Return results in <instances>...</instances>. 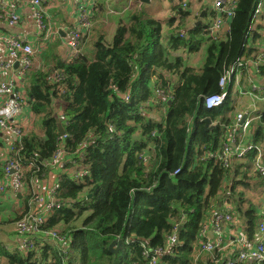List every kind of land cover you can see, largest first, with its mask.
Masks as SVG:
<instances>
[{
  "label": "trees",
  "instance_id": "trees-1",
  "mask_svg": "<svg viewBox=\"0 0 264 264\" xmlns=\"http://www.w3.org/2000/svg\"><path fill=\"white\" fill-rule=\"evenodd\" d=\"M258 1L236 0L225 39L207 37L208 26L201 24L187 35L171 36L165 47L161 23L133 13V25L120 26L112 40L100 36L92 42L88 33L75 57H63L60 40L42 50L39 66L23 78L34 129H23L14 153L27 188L33 179H48L47 164L61 148L86 172L78 179L73 172L56 174V197L65 205L44 226L70 237L77 260L64 261L44 247L28 253L6 249L0 238V264H150L159 249L165 252L160 264H226L225 251L202 247L207 242L202 229L217 212L233 214L247 243L259 240L264 199L250 196L259 186L264 195V179L252 169L259 150L264 153V109L254 121V149L225 167L218 157L237 110L231 86L221 107L207 109L202 99L220 93L219 81L240 58L259 53L258 30L248 46ZM188 16L181 12L179 26ZM204 44L205 63L197 69L171 62L172 51L194 53ZM242 69L240 84L246 89H238L237 96L251 92L245 83L251 65ZM259 71L264 77V67ZM205 119L217 127L206 130ZM4 167L0 164V178ZM30 192L18 219L32 208ZM5 224L15 225L12 220L0 227ZM174 234L178 243L167 252ZM114 240L123 242L118 254L109 249Z\"/></svg>",
  "mask_w": 264,
  "mask_h": 264
},
{
  "label": "built area",
  "instance_id": "built-area-1",
  "mask_svg": "<svg viewBox=\"0 0 264 264\" xmlns=\"http://www.w3.org/2000/svg\"><path fill=\"white\" fill-rule=\"evenodd\" d=\"M10 5L11 13L8 18L9 25L14 26L20 22V15L17 12V4L15 0ZM84 2L82 15V26L76 30H72L69 33V38L66 44L67 54L66 57L72 58L79 54L81 51V45L85 36L89 32L91 18L87 14L88 6L87 0H79ZM32 9V14L35 19V23L39 33L42 35L43 42H48L52 37V30L45 23L46 12L44 8L43 0H27ZM8 3V0H0V13L4 6ZM236 6V0H215L214 11L216 16L206 29L207 37L212 39L221 38L226 31L230 19L234 15ZM264 11V0H259L253 15V22L257 20ZM1 16V15H0ZM0 49H5L8 53L10 61L7 63L0 62V69L5 71L12 70L16 63H19V73L24 78L26 73L33 67L34 57L36 50L25 39L17 36L0 35ZM259 53V56L254 59L240 58L234 66L221 78L219 81L220 93L203 97V102L207 109H214L222 106L227 100L228 84L232 78L240 73L244 68L245 63L251 65V71L259 76L260 67H264V47ZM254 60V61H250ZM17 83L14 81L0 83V94L6 96V100L2 102L0 106V130L10 133L15 138L14 146L20 142L22 129L18 124V117L23 112V106L25 105L24 99H21L17 93ZM259 87V86H258ZM253 89L257 87L254 85ZM160 95V92L157 93ZM255 120V116L252 112L249 114L242 113L236 116L237 128L233 130L228 140L219 154V159L223 161L225 167H228L234 159H242L247 156L253 149L254 145L251 141H247L249 130L252 127V123ZM12 145V150L14 149ZM65 154V152H64ZM61 153L56 154V160L60 157ZM66 155V154H65ZM65 158V156L63 157ZM58 165H64V161H59ZM69 164L72 169V177L79 178V176L86 175V172L82 171V166L78 163L77 159H69ZM32 165V163H31ZM49 165V164H47ZM23 165L20 164L18 159L10 158L5 164V176L6 181L11 182V186L8 189L18 191L22 188H27L23 183ZM253 171L259 175L261 179H264V153L259 150L257 157L254 159ZM58 181V180H57ZM43 182L40 179H33L30 182L31 194H33L32 208L23 217L15 223V236L19 239L17 249L22 253H28L36 247L47 246L49 243L57 245V247L64 248V252L71 251L68 241L70 237L63 235L58 229H45L44 226L48 223L49 217L53 215L54 211L61 209L65 205V201L58 200L57 190L59 184L55 183L47 190H43L41 193ZM8 185L2 188L4 192ZM230 210V209H229ZM264 214V213H263ZM236 219L233 214L230 213H215L212 218L204 225L201 237L207 239V242L202 246L207 252L214 250L225 251L233 246H238L236 256L229 255L226 264H235L238 262L248 263H262L264 261V221L260 223L258 227L259 240L254 244L247 243L241 238V233L235 236L234 232H238V225H236ZM212 227L210 230L209 225ZM211 235H214L211 238ZM243 237V236H242ZM169 245L167 252L178 243L177 235L174 234L169 238ZM161 249L154 251L150 264H160L158 257L162 255ZM145 256L149 257L148 251L145 252Z\"/></svg>",
  "mask_w": 264,
  "mask_h": 264
},
{
  "label": "crops",
  "instance_id": "crops-1",
  "mask_svg": "<svg viewBox=\"0 0 264 264\" xmlns=\"http://www.w3.org/2000/svg\"><path fill=\"white\" fill-rule=\"evenodd\" d=\"M15 1L17 4V12L21 17L20 22L14 26L9 25L8 18L11 13L10 5L13 1L8 0V3L4 6L0 13V35L2 34L7 36H17L25 39L29 44H31L36 50V55L34 57L33 63V65L35 66H39L40 54L42 53V50H45L47 47L59 40L61 41L59 52H61L63 57L66 56L68 52L66 44L69 38V33L72 30L80 28L83 23L82 15L84 7H82V4H84V2H81L79 0H43L46 12L45 23L52 30L51 39L48 42L44 43L42 35L37 29L30 4H28L27 0ZM161 2L162 8L159 11L160 13L150 15L149 10L155 7L152 8L151 6H148L149 4H141L136 0H87V3L90 5L86 7L87 11L89 12L87 14V17H89V22L90 18L92 20L88 32L89 36H91V33L94 30L93 34H99V37L106 36L108 40H112V38L115 36L117 29L120 26L123 25L125 27H131L133 25V22L131 20V15L133 13H144L145 16L161 23L162 34L163 36L165 35V39L166 41H168L170 36L177 35L178 33L187 35V30L192 29L196 26H200V22L204 25L209 26L210 23L213 21L214 17L216 16L215 11L213 10V2H215V0H161ZM181 2H187L190 8L188 11L190 13V16L185 18L184 23L187 24L186 29H182L180 28L181 26H179V23L181 21V12L184 11L182 8H180ZM205 5H209L208 8H206ZM101 16L107 19V24L106 21L101 20ZM261 17L262 19H264V11ZM205 19H208V21ZM259 33L261 34V32ZM93 36L94 35H92V37ZM224 37L225 36H222L220 39H225ZM259 40L260 42H258ZM256 44H258V51L259 53H261V50L264 47L263 34H261V38L257 40ZM250 45L251 43H249V47ZM206 50L207 45H202L198 51L194 52V54H191L194 58V62L192 64L187 65L192 66L196 69L198 64L199 66H202L205 63ZM179 52L181 54L186 51L182 49L179 50ZM259 53L255 54L251 58L258 57ZM9 61L10 58L8 56L7 51L5 49H0V62L7 63ZM243 71L244 69H242L240 73L236 74L235 83L233 85H230L232 82L228 84L229 91L231 86L232 99L237 106L236 116L242 113L249 112L250 114L252 112V114L255 116L254 121H256L259 119L258 114L264 109V77L258 76V79L257 77H255L251 80L249 73L252 71L248 70V81L247 79H245V83L247 84L246 87H248L251 92L247 91L244 94L241 93L242 96H237L236 92L238 93V89H246L245 87H241L240 84L243 80ZM154 79V81H156V78ZM10 81H14L17 83L16 90L18 96L21 99H25L27 94L23 87V78L19 73V68L14 67L12 70L9 71L0 69V83H6ZM254 85L257 87L256 90L253 89ZM174 86H177V84H175ZM5 100L6 96L0 94V106ZM24 104L25 105L23 106V112L17 119L18 124L23 127L24 123H27L28 129L33 130L35 124V116L30 110L28 104H26V102H24ZM253 125L254 122L252 123V127L249 130L248 136L246 137L247 141H251V133L254 129ZM236 126L237 122L234 124L233 127L229 129V132L226 136V140H228L230 133L233 130H236ZM210 127L216 128L217 123L211 122ZM14 143L15 138L10 133L0 130V164H6L8 158L11 156L10 150L11 146ZM1 182L2 181H0V183ZM55 183H58L57 179L51 178V176H49L48 179H45L43 182V185L45 186L44 190H47L51 185H54ZM28 191V188L23 190L20 189L18 191L8 189V193L5 196L0 197V222H12L16 211L23 210V206H26V196ZM261 191L262 189L259 186L256 192H260V194H262ZM226 208L230 209L231 207L226 206ZM209 219L207 220V222L209 221ZM209 228L210 230H212V227L210 225ZM241 229L242 228L238 227V232H234V234L238 235L239 233H242ZM14 234V224H5L4 228L0 227V238L4 241L6 249H17L16 246H18L20 241L18 237ZM237 250H239V247L235 245L230 249L226 250V254L235 255V251Z\"/></svg>",
  "mask_w": 264,
  "mask_h": 264
},
{
  "label": "rangeland",
  "instance_id": "rangeland-1",
  "mask_svg": "<svg viewBox=\"0 0 264 264\" xmlns=\"http://www.w3.org/2000/svg\"><path fill=\"white\" fill-rule=\"evenodd\" d=\"M189 2V1H188ZM162 2H161V0H153L152 2H151V4H149L148 6H151L152 8L153 7H155V8H153V9H151V10H149V14L150 15H155V14H157V13H160L159 11H160V9L162 8V4H161ZM214 3V2H213ZM153 5V6H152ZM180 5H181V8L184 10V12H187L188 13V11H189V5L187 4V2H181L180 3ZM208 6L209 5H205V7L206 8H208ZM209 19V18H208ZM208 19H205V20H207L208 21ZM101 20H104V21H106V24H107V19H105L103 16H101ZM181 28L182 29H186L187 28V24H183V25H181ZM254 30H258L259 32H261V34H263L264 35V19H262V17L261 16H259L258 18H257V20L255 21V23H254ZM253 30V31H254ZM93 32H94V30L92 31V33H91V36H89L88 37V39H89V41H91L92 40V42H94L99 36V34L97 35V34H93ZM92 35H94L93 37H92ZM170 39H171V36L169 37V39H168V41H166V39H165V35L161 38V43L165 46V47H168L169 46V41H170ZM261 40V39H260ZM260 40L258 41V42H260ZM84 42V41H83ZM250 43H251V45H252V43H253V41H252V34H251V39H250ZM191 54H194V53H192V52H188V51H186V52H184V53H181V55H180V53H175L174 51H172L171 52V57H170V60H171V62L172 63H176V61H178V60H180V62H182L184 65H187V64H192L193 62H194V58H193V56L191 55ZM177 55H179V56H177ZM201 66V65H200ZM199 66V64L197 65V68L198 67H200ZM159 70H161L164 74H167L168 72V70L167 69H164V68H162V69H160V68H158ZM249 75H250V78H251V80L252 79H254L255 77H257V79H258V75H256L254 72H250L249 73ZM255 81H257V80H255ZM259 81V80H258ZM158 93V92H157ZM249 103H251V102H249ZM253 103V102H252ZM245 106V105H244ZM239 113V112H238ZM257 121V120H256ZM31 126V125H30ZM21 131H22V133H21V135H23V129H26V130H29L28 129V127H27V123H24V125H23V127L21 126ZM21 140H22V136H21ZM20 140V141H21ZM13 146H14V144H13ZM12 147V146H11ZM15 148H16V145L14 146V149L12 150V148H11V156L8 158V159H10L11 157L12 158H15V159H17L16 158V153H14L15 152ZM59 152L61 153V155H60V157L56 160L55 158H53V160H51L48 164H49V169H51L50 171H49V175L51 176V178H54V179H56V174H58V173H60V172H68V173H70V172H72V169H71V165L69 164V156H68V154H67V152H66V150L64 149V148H61L60 150H59ZM64 152H65V154H64ZM65 156V158H63ZM64 161L65 162V164L64 165H58L57 163L59 162V161ZM66 167H69V168H66ZM3 172H4V176L2 177V178H0V181H2L1 183H0V197H3V196H5L7 193H8V188L9 187H12L11 186V182L10 181H6V176H5V167H4V169H3ZM23 172H24V170H23ZM250 182H252V181H250ZM6 185H8V187L6 188V190L3 192L2 191V188L4 187V186H6ZM24 185H26V184H24ZM27 186V185H26ZM52 186V185H51ZM42 190H41V193L43 194V190H44V188H45V186L43 185L42 187ZM262 188V187H261ZM23 189H26V188H22V190ZM251 194H252V196H250V197H252L254 200H256V198H263L264 199V195H260V192H251ZM30 204H32V203H30ZM22 211H16V214L14 215V217H13V220H14V223H16L18 220H20V219H18L17 218V216H19L20 215V213H21ZM28 212V211H27ZM25 215V214H24ZM238 227H240V228H242L241 230H243V227H241V225H238ZM241 238H243L242 236H241ZM71 241V239H69V241H68V243ZM69 245V244H68ZM41 247H44V249H47V251L49 252V254H51V253H57V255H59L60 253L62 254V256H65L63 259H64V261H68V260H71V259H73V260H77V256H76V254L74 253V252H72V251H70V250H68L69 251V253L68 252H64V248L65 249H68L67 247H57V245H55V244H52V243H49V245H47V246H41ZM6 259V258H5ZM7 260V259H6Z\"/></svg>",
  "mask_w": 264,
  "mask_h": 264
},
{
  "label": "water",
  "instance_id": "water-1",
  "mask_svg": "<svg viewBox=\"0 0 264 264\" xmlns=\"http://www.w3.org/2000/svg\"><path fill=\"white\" fill-rule=\"evenodd\" d=\"M136 1H138L141 4H151V2L153 0H136ZM200 24H202V23L200 22ZM18 66H19V63H16L15 68H18ZM202 122L205 124L204 127L208 131H212L215 128V127L214 128L210 127L211 121L209 119H205ZM58 128H59V131H60V135L64 136L65 135V130H64L63 125L60 122H58ZM181 229H182V227H179V230H181ZM213 237H214V235H211V238H213ZM122 245H123V242L121 240H114L111 243L109 249L113 253L118 254L119 251L122 249Z\"/></svg>",
  "mask_w": 264,
  "mask_h": 264
},
{
  "label": "clouds",
  "instance_id": "clouds-1",
  "mask_svg": "<svg viewBox=\"0 0 264 264\" xmlns=\"http://www.w3.org/2000/svg\"><path fill=\"white\" fill-rule=\"evenodd\" d=\"M253 25H254V22H253ZM255 31V30H254ZM253 31V27H252V31H251V33H250V35H249V37H248V43H250V39H251V34H252V32H254ZM253 34H252V38H253ZM248 46H249V44H248ZM226 102V101H225ZM223 106V105H222ZM221 107V106H220Z\"/></svg>",
  "mask_w": 264,
  "mask_h": 264
}]
</instances>
